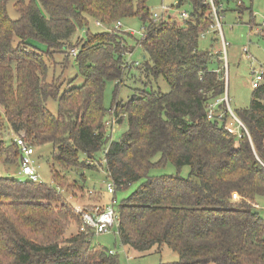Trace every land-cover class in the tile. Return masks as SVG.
Listing matches in <instances>:
<instances>
[{"label": "trees", "instance_id": "trees-1", "mask_svg": "<svg viewBox=\"0 0 264 264\" xmlns=\"http://www.w3.org/2000/svg\"><path fill=\"white\" fill-rule=\"evenodd\" d=\"M147 1L0 0L2 115L10 131L33 148L52 145L55 184L0 176V264H119L117 252L91 246L94 233L80 230V214L60 192L69 189L71 169L102 164L114 197L136 185L115 204L122 246L141 254L168 248L177 260L167 264H264V219L255 211V200L264 197V74L249 105L232 111L244 126L240 135L228 132L226 124L234 120L224 101L222 53L212 51V44L199 47L200 35L213 26L209 7L178 0L176 7L191 6L188 17L161 16L156 23ZM214 1L224 15L220 5L228 0ZM9 2L17 19L8 15ZM235 11L251 16L244 4ZM133 16L143 23L136 43L144 56L129 68L124 55L132 48L116 23ZM90 21L107 31L77 36ZM75 48L73 56L69 50ZM57 52L64 68L73 56L81 84L62 89L59 78L47 80L46 60ZM213 60L216 70L209 68ZM133 66L148 80L162 78L168 91L136 90L127 101L114 97L106 108V81L118 88ZM49 99L56 102V114L46 107ZM109 113L115 124H126L120 139L107 134ZM99 152L103 158L96 164ZM82 154L93 162L81 160ZM8 155L18 160L19 148L1 137L0 164ZM168 164L174 173L151 175ZM183 167H188L185 177ZM85 192L100 201L99 192ZM72 222L76 232L66 235Z\"/></svg>", "mask_w": 264, "mask_h": 264}, {"label": "rangeland", "instance_id": "rangeland-1", "mask_svg": "<svg viewBox=\"0 0 264 264\" xmlns=\"http://www.w3.org/2000/svg\"><path fill=\"white\" fill-rule=\"evenodd\" d=\"M237 1L240 2L239 4H244V6L250 8L251 16L248 11L243 12V14H238L235 11L238 5ZM177 2L178 0H148L147 7L151 13L160 12L162 6L168 7V15H179V13L182 12H191L192 8L189 4L176 7ZM223 10H225V12L220 21V30L217 29L216 23L213 20V26L208 29L204 37L200 36L199 47L210 49V45L212 44V51L222 53L226 80L224 101L227 107L229 104L230 109L234 111L249 105L251 93L253 91L251 87L252 71L264 68V38L261 36V32L264 31V27H261L264 21V0H228V2L224 3ZM7 11L10 18L17 19L19 17V13L13 8V2L8 3ZM154 21L156 23L158 22L156 19ZM142 29L143 23L137 16L121 20V26L118 28L119 32L126 34L127 45L132 48V51L129 49V53L124 55V61L128 62L126 65L129 68L131 65L136 64V62L138 64L141 63L143 59L144 52L136 43V40L141 37ZM87 31L92 33L107 31V27L97 25L95 21H90L87 27L79 29L76 35L84 37ZM214 31L217 32L216 35L213 34ZM129 33H132V35ZM215 38L218 41L213 42ZM15 42H17V39ZM32 43L41 51L47 49V46L40 41H32ZM243 47H247V53L242 50ZM75 50H77V48H75ZM46 62L49 66L47 80H50L52 77L59 78L62 89L69 87L71 84L79 85L83 82V78L78 75L71 54L69 55V63L66 68L63 66L65 61H63L62 53H55L51 58H47ZM217 67L218 64L216 60L210 62V69L216 70ZM143 82L146 83V87ZM144 88L154 90L159 88L163 92L168 91L162 78H149L148 80L144 74L139 75L136 73L135 66H133L130 71V76L127 75L124 77L122 84L118 88H116L115 81H106L104 89V106L109 109L112 106L114 97L118 100L127 101L133 96V92ZM46 107L52 114H56L57 105L53 99H49L46 102ZM229 123L232 125L234 121ZM105 125L107 134H109L111 140L120 139L122 133L126 129L125 122L121 125L114 123L112 113L106 116ZM16 136L17 135H14L10 131L0 108V138L2 137V139L7 142L11 139L14 140ZM51 150V144H43L34 147V159L36 160V169L40 180L50 186H55L50 174V166L53 163L49 156ZM95 156L96 158L94 161L97 164L103 158V154L99 152ZM6 158H9L8 162L0 164V176H10L22 181L24 177L18 173V160L13 161L10 155ZM80 158L81 160L84 159L87 163L93 162V160L86 159L83 154ZM174 172L175 168L168 164L164 168L155 169L150 173L151 175H160ZM187 173L188 167H183L180 175L185 177ZM69 179V189L64 188L61 189L60 192L66 203L76 210L80 211L90 206H97L109 202L111 195L107 193V185L111 181L105 173L103 164L102 166L98 165L97 169L83 167L71 169L69 171ZM72 181H75L77 184H74ZM78 185L83 187L85 191L99 192L101 194L100 201L94 202L93 199H91L93 196L83 189L81 190ZM135 187L136 185H132L123 192H115L116 201L119 202L122 198L126 197ZM233 198L239 199L240 197L237 193H233ZM255 202L258 206L255 211L264 219V197H258ZM256 204L252 203V205ZM76 228L75 222H72L66 235L75 233ZM91 246L106 247L107 249L117 252L119 264H167L177 260V254L168 248H162L160 250L153 248L142 254L127 249L120 244L116 235V228L110 233L94 234L91 239Z\"/></svg>", "mask_w": 264, "mask_h": 264}, {"label": "built area", "instance_id": "built-area-1", "mask_svg": "<svg viewBox=\"0 0 264 264\" xmlns=\"http://www.w3.org/2000/svg\"><path fill=\"white\" fill-rule=\"evenodd\" d=\"M204 6H208L210 9V14L213 20L216 23L217 29L220 30L221 28V19L223 18V14L218 13V8L215 4L214 0H199ZM240 2L237 1V4ZM223 8V4L220 5ZM168 7L162 6L160 12H152V17L154 19L159 18L161 16L168 15ZM179 16L183 19H186L188 17L187 12L179 13ZM97 25H101L99 22H96ZM121 22L116 23V27H120ZM261 27H264V21L261 24ZM206 33V32H205ZM202 33L200 36L204 37V34ZM226 44V43H225ZM242 50L247 53L248 49L247 47H243ZM70 53L74 56L76 54L75 49H71ZM252 80H251V87L253 89L260 86V84L263 81V74H264V68L252 71ZM228 110L235 122V124H226V129L228 132L240 135V128H244L242 123L235 117L233 112L229 109ZM208 117H211V114L208 115ZM220 117V115H218ZM14 142H16L18 148H19V159H18V165H19V171L18 173L24 177L22 181H32V182H42L40 180V177L38 175L37 169H36V160L34 159V148L30 144H28L24 138L21 136H16L14 138ZM21 181V180H20ZM115 191L114 185L110 182L107 185V193L111 195L109 202H106L103 207H100L99 205L95 206L91 211H83V210H76L81 217L82 220V226L80 228L81 231H91L94 234H102V233H110L114 228L118 225V215L115 211V204H116V198L113 196ZM111 252H113L111 250Z\"/></svg>", "mask_w": 264, "mask_h": 264}, {"label": "crops", "instance_id": "crops-1", "mask_svg": "<svg viewBox=\"0 0 264 264\" xmlns=\"http://www.w3.org/2000/svg\"><path fill=\"white\" fill-rule=\"evenodd\" d=\"M228 107H229V104H228ZM229 109H230V107H229ZM231 110V109H230ZM232 111V110H231Z\"/></svg>", "mask_w": 264, "mask_h": 264}]
</instances>
